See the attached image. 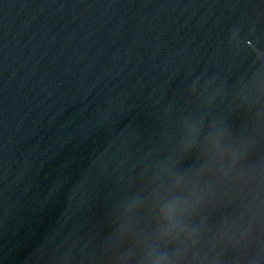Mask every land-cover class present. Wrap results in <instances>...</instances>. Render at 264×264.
<instances>
[{
    "label": "water",
    "instance_id": "water-1",
    "mask_svg": "<svg viewBox=\"0 0 264 264\" xmlns=\"http://www.w3.org/2000/svg\"><path fill=\"white\" fill-rule=\"evenodd\" d=\"M159 255L264 264V0H0V264Z\"/></svg>",
    "mask_w": 264,
    "mask_h": 264
},
{
    "label": "clouds",
    "instance_id": "clouds-1",
    "mask_svg": "<svg viewBox=\"0 0 264 264\" xmlns=\"http://www.w3.org/2000/svg\"><path fill=\"white\" fill-rule=\"evenodd\" d=\"M239 157L237 155H234L233 160L234 162ZM165 214L171 218L175 216L176 214V204L170 203L165 208ZM191 235V234H190ZM151 264H176V261L173 258L168 257L167 255H159L152 259Z\"/></svg>",
    "mask_w": 264,
    "mask_h": 264
}]
</instances>
